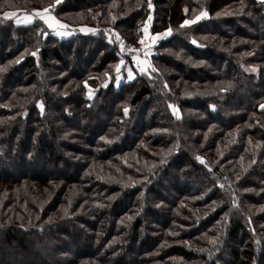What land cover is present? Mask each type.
<instances>
[{"label":"trees","instance_id":"trees-1","mask_svg":"<svg viewBox=\"0 0 264 264\" xmlns=\"http://www.w3.org/2000/svg\"><path fill=\"white\" fill-rule=\"evenodd\" d=\"M52 3L0 0V264H264V3L60 0L67 38ZM150 16L153 68L118 83L104 31Z\"/></svg>","mask_w":264,"mask_h":264},{"label":"rangeland","instance_id":"rangeland-1","mask_svg":"<svg viewBox=\"0 0 264 264\" xmlns=\"http://www.w3.org/2000/svg\"><path fill=\"white\" fill-rule=\"evenodd\" d=\"M10 12H14V13H16V14H17V15H16V20H17V19L21 20V23H23V24H28V23H30V22H25V21H24V17H25V16H28V17L30 18L31 21H32L33 18H34L33 14H29V13H27V12H19V11H10ZM50 14H51L52 16H54L52 13H50ZM55 18H56V20H58L61 24L66 25L67 27H66V28H59V26L52 27V28L49 27L50 30L53 32V34L56 35V32H57V31H67V32L70 33L69 35H66V36H60V37H65V38H67V37L75 36L76 34H79V33H80L79 31H77V29H75V28H71L70 25H69L66 21L61 20V19L57 18L56 16H55ZM152 19H153V16H150V17L148 18V20L145 22V24H144V28H143V35H142V36H141L136 42H132V41H129V40H127L126 38H124V36L120 33L119 28L112 27V29H113L112 31H108V30H107L108 32H105V31H104V34H107L108 38H114L115 41H118V42H119V46L121 47V49H122L123 51H125L126 54H128V55L131 54L130 56H131L132 62H131V63H128V64H126V63L124 62V63L120 66V70H119V79L116 78V82L119 83V81H121V80H125L126 78H127L128 80H131V79L128 78V69H129V68H131L132 71H133V78H132V79H134V78L136 77V75L142 74V73L139 71V67H140L141 65H138V64L136 63V61L133 60V56L137 57V59L140 60V61L147 60V61L149 62V64L151 65V67H148V68H147V71L144 72V73H148V71H149L150 69L153 68V64H152V60H151V58H152V55H153V53H154L155 47H156L157 44L160 42V39L163 38V37H165L169 31L163 32V34H165V35L160 36V37H157L156 40H155V43H153L152 40H151L150 38L153 37V36H155L156 34H153L152 31L150 30V29H151V22H152ZM47 26H48V25H47ZM92 27H93V28H92ZM98 27H99V25H87V24H83V25L80 26V28H79L78 30L82 31V32L85 33V34H96V33H98L97 30H99ZM145 27H147V29H148L147 32L144 31ZM82 29H85V30H82ZM86 29H93V30H95V31H87ZM108 29H109V28H108ZM116 34H119V37H120L119 40H117V38H116ZM57 36H58V35H57ZM141 38H143V40H144V42L146 43V45H145V43H144L143 45L139 43V41H140ZM128 43H130V44H134V45H137V46H141V47L138 48V49H136V51H127V50L124 49V47H125V45L128 44ZM122 45H123V47H122ZM145 51H148V52H149V55H148L147 57H146L145 54H144ZM121 57H123V56H121ZM119 63H120V62H119ZM123 68H124V70L122 71Z\"/></svg>","mask_w":264,"mask_h":264},{"label":"snow or ice","instance_id":"snow-or-ice-1","mask_svg":"<svg viewBox=\"0 0 264 264\" xmlns=\"http://www.w3.org/2000/svg\"><path fill=\"white\" fill-rule=\"evenodd\" d=\"M59 3H60V0H53V3H52L51 5H49V7L44 8L42 12L37 11V12L35 13V15H36L37 17H39V19L42 20L45 24H47L48 27H50V28H52V27H56V26H59V28H66V27H67L66 25L61 24L58 20H56L55 16H52V15L50 14V12H49V8L54 9V8H55V5H56V4H59ZM261 3H264V0H261ZM151 6H152V5L149 3V7H151ZM205 14H206V13H203V12H202L200 15L203 16V15H205ZM16 15H17V14L14 13V12H5V13L3 14L4 18H15ZM199 18H200V17H196L197 20H198ZM24 21H25V22H31V20H30V18H29L28 16H25V17H24ZM195 22H196V20H185L181 26L183 27V26H186V25H191L192 23H195ZM16 23H18V24L21 23V20L17 19V20H16ZM82 30H85V29H82ZM86 30H87V31H95V30H93V29H86ZM144 31H145V32L148 31L147 27H145ZM69 34H70V33L67 32V31H57V32H56V35H58V36H66V35H69ZM163 35H165V34H163V33H158V34H156L155 36L151 37L150 39L152 40L153 43H155L156 38H157V37H160V36H163ZM116 38H117V40L120 39L119 34H116ZM139 43L142 44V45L145 43L144 40H143V38L140 39ZM192 43L195 44L196 41L193 40ZM122 47H123V45H122ZM132 51H136V49H133ZM144 54H145V56L147 57V56L149 55V52H148V51H145ZM33 55H35V53H33ZM133 60L136 61V63H137L138 65H141V66L139 67V71H140L141 73L146 72V71H147V68H148V67H151V65L149 64V62H148L147 60L140 61V60H138L137 57H135V56H133ZM123 63H124V61L121 60L120 63L116 65V69H117V77H116V78H117V79H119V70H120V66H121ZM153 71H155V69H153ZM128 78H129V79H132V78H133V71H132L131 68L128 69ZM38 106L41 108V110H43V104H42V102H41V103H38ZM169 107L173 110V114H175L176 112H178V109L176 108L175 105H171V104H170ZM261 107L264 108V105H261ZM123 111H124L125 115H127L129 109H128L127 107H125ZM101 139L103 140V139H105V138H104V137H101ZM107 142L110 143L111 141H107ZM197 159H201V158H200V157H197ZM202 162H203V161H202ZM237 179H239V177H237ZM221 187H223V185H221ZM233 206L236 207L237 205L234 203ZM129 219H130V217H129Z\"/></svg>","mask_w":264,"mask_h":264},{"label":"built area","instance_id":"built-area-1","mask_svg":"<svg viewBox=\"0 0 264 264\" xmlns=\"http://www.w3.org/2000/svg\"><path fill=\"white\" fill-rule=\"evenodd\" d=\"M145 45H146V43H145ZM140 47L141 46H137V45L128 43V44L125 45L124 49L127 50V51H132L133 49H138Z\"/></svg>","mask_w":264,"mask_h":264}]
</instances>
